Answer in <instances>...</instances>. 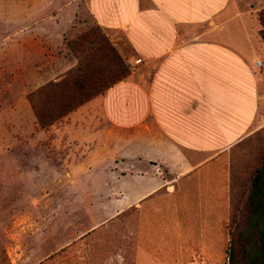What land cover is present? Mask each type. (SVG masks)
Masks as SVG:
<instances>
[{
    "label": "rangeland",
    "instance_id": "1",
    "mask_svg": "<svg viewBox=\"0 0 264 264\" xmlns=\"http://www.w3.org/2000/svg\"><path fill=\"white\" fill-rule=\"evenodd\" d=\"M236 1L262 43L255 123L187 182L133 201L128 153L142 150L141 128L112 130L92 103L100 95L42 128L28 100L76 67L72 47L118 59L130 75L140 63L124 36L98 26L87 0H0V264H246L258 252L264 0ZM251 23L240 18L224 31L253 43Z\"/></svg>",
    "mask_w": 264,
    "mask_h": 264
},
{
    "label": "crops",
    "instance_id": "2",
    "mask_svg": "<svg viewBox=\"0 0 264 264\" xmlns=\"http://www.w3.org/2000/svg\"><path fill=\"white\" fill-rule=\"evenodd\" d=\"M87 9L140 63L92 101L112 130H142V150L128 153V199L187 182L255 123L262 43L236 0H87ZM240 18L253 43L224 31Z\"/></svg>",
    "mask_w": 264,
    "mask_h": 264
},
{
    "label": "trees",
    "instance_id": "3",
    "mask_svg": "<svg viewBox=\"0 0 264 264\" xmlns=\"http://www.w3.org/2000/svg\"><path fill=\"white\" fill-rule=\"evenodd\" d=\"M104 41V40H103ZM105 42V41H104ZM78 55L76 67L65 74L60 80L47 83L35 93L28 95V100L34 108L39 125L42 128L51 126L57 119L63 117L72 109L82 105L89 99L103 94L114 84L126 79L129 71L124 63L118 59L104 60L106 57L91 59L88 55L77 54L76 48H71ZM101 49L93 47L94 53ZM109 57V55H108ZM90 61V62H89ZM116 64L119 71L115 74H101L98 69L107 65ZM47 103H44L43 100ZM261 180V171H258L253 186L256 187ZM256 222L260 246L256 253L247 256L246 264H258L264 259V219L260 216ZM231 260V257H230Z\"/></svg>",
    "mask_w": 264,
    "mask_h": 264
},
{
    "label": "snow or ice",
    "instance_id": "4",
    "mask_svg": "<svg viewBox=\"0 0 264 264\" xmlns=\"http://www.w3.org/2000/svg\"><path fill=\"white\" fill-rule=\"evenodd\" d=\"M119 71V66L116 64H110L105 66L104 68L98 69V72L101 74H115Z\"/></svg>",
    "mask_w": 264,
    "mask_h": 264
},
{
    "label": "built area",
    "instance_id": "5",
    "mask_svg": "<svg viewBox=\"0 0 264 264\" xmlns=\"http://www.w3.org/2000/svg\"><path fill=\"white\" fill-rule=\"evenodd\" d=\"M257 64L260 65V62H258Z\"/></svg>",
    "mask_w": 264,
    "mask_h": 264
}]
</instances>
